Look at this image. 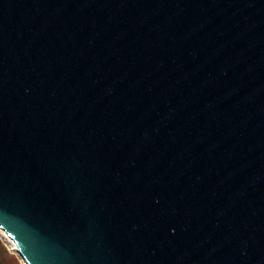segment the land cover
<instances>
[{"label": "water", "instance_id": "water-1", "mask_svg": "<svg viewBox=\"0 0 264 264\" xmlns=\"http://www.w3.org/2000/svg\"><path fill=\"white\" fill-rule=\"evenodd\" d=\"M0 228L26 264H264V0H0Z\"/></svg>", "mask_w": 264, "mask_h": 264}, {"label": "rangeland", "instance_id": "rangeland-1", "mask_svg": "<svg viewBox=\"0 0 264 264\" xmlns=\"http://www.w3.org/2000/svg\"><path fill=\"white\" fill-rule=\"evenodd\" d=\"M0 259L1 264H26L20 254L13 249L7 236L0 233Z\"/></svg>", "mask_w": 264, "mask_h": 264}, {"label": "bare ground", "instance_id": "bare-ground-1", "mask_svg": "<svg viewBox=\"0 0 264 264\" xmlns=\"http://www.w3.org/2000/svg\"><path fill=\"white\" fill-rule=\"evenodd\" d=\"M0 233L1 234H3V235H5V236H7V238L10 240V242L12 243V245H13V249H15L16 251H17V248H16V244H15V242L10 238V237H8V235L0 228ZM18 252V251H17Z\"/></svg>", "mask_w": 264, "mask_h": 264}, {"label": "trees", "instance_id": "trees-1", "mask_svg": "<svg viewBox=\"0 0 264 264\" xmlns=\"http://www.w3.org/2000/svg\"><path fill=\"white\" fill-rule=\"evenodd\" d=\"M0 264H1V259H0Z\"/></svg>", "mask_w": 264, "mask_h": 264}]
</instances>
